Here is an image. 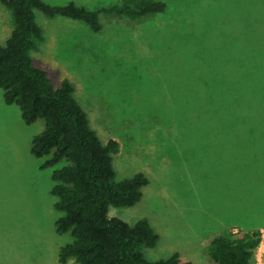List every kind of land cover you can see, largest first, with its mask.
I'll list each match as a JSON object with an SVG mask.
<instances>
[{
	"label": "rangeland",
	"instance_id": "374dc122",
	"mask_svg": "<svg viewBox=\"0 0 264 264\" xmlns=\"http://www.w3.org/2000/svg\"><path fill=\"white\" fill-rule=\"evenodd\" d=\"M45 1L94 9L118 0ZM164 1V12L131 22L101 15L99 32L35 9L43 37L33 63L54 87L69 79L102 142H119L116 178L149 179L136 204L108 209L130 224L149 220L158 240L143 246L147 259L178 252L182 261L211 264L205 248L214 235L260 229L255 264H264V0ZM11 30L0 3V45ZM43 127L41 119L25 123L0 89V264H63L59 249L72 240L56 231L64 212L51 193L52 171L65 162L41 168L49 156L30 151ZM244 204L253 217L225 225L243 219Z\"/></svg>",
	"mask_w": 264,
	"mask_h": 264
},
{
	"label": "trees",
	"instance_id": "16d2710c",
	"mask_svg": "<svg viewBox=\"0 0 264 264\" xmlns=\"http://www.w3.org/2000/svg\"><path fill=\"white\" fill-rule=\"evenodd\" d=\"M11 13L12 30L0 45V89L7 104H17L25 123L41 119L43 129L35 134L30 151L49 156L41 168L65 162L52 171L54 206L63 211L55 221L58 233L69 232L70 242L59 249L58 260L73 257L78 264H193L178 252L149 260L143 246H154L158 234L145 217L130 224L109 216L110 206H133L143 196L149 179L142 172L118 180L113 156L120 144L114 138L102 142L90 126L87 113L73 94L69 79L54 87L46 70L33 63L31 51L42 39L35 9L48 16H64L85 22L99 32L101 15H116L131 22L167 9L164 0H118L90 9L74 1L51 4L45 0H0ZM264 54V47L262 50ZM253 127V125H250ZM232 136L235 134L230 131ZM261 242L260 229L238 233L225 229L214 235L205 248L211 264H255Z\"/></svg>",
	"mask_w": 264,
	"mask_h": 264
},
{
	"label": "crops",
	"instance_id": "0c3cea01",
	"mask_svg": "<svg viewBox=\"0 0 264 264\" xmlns=\"http://www.w3.org/2000/svg\"><path fill=\"white\" fill-rule=\"evenodd\" d=\"M241 127H242V125H241ZM241 132H243V131H240V130H234L233 131L234 134L241 133ZM227 134L229 135L228 137H235V138H237L240 141H243L246 138L244 136H239V135L232 136L230 134V131L229 130H228ZM242 144H244V143H242ZM242 146H243V149L246 150V151H252L253 150L254 152L259 153V154H261V152H262V149H261L262 147H260V146L255 147L256 146L255 145L254 147L253 146L251 147L247 143L244 144V145H242ZM246 146H248V147H246ZM244 208H245V213H244L243 219H237L234 216L232 218H235V220L230 219L229 222L227 224H225V225H228V226H230V225H243V224L247 223V221H249V220H247L246 218L247 217H253V215H252L253 208H250L246 204H244Z\"/></svg>",
	"mask_w": 264,
	"mask_h": 264
}]
</instances>
